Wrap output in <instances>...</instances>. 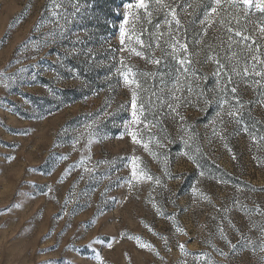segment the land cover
I'll return each instance as SVG.
<instances>
[{
	"label": "rangeland",
	"instance_id": "374dc122",
	"mask_svg": "<svg viewBox=\"0 0 264 264\" xmlns=\"http://www.w3.org/2000/svg\"><path fill=\"white\" fill-rule=\"evenodd\" d=\"M257 2L0 0V264H264Z\"/></svg>",
	"mask_w": 264,
	"mask_h": 264
},
{
	"label": "snow or ice",
	"instance_id": "6c2138e0",
	"mask_svg": "<svg viewBox=\"0 0 264 264\" xmlns=\"http://www.w3.org/2000/svg\"><path fill=\"white\" fill-rule=\"evenodd\" d=\"M157 2H159V0H157ZM242 2H243L244 5H252L254 0H242ZM216 3L219 5L220 4V0H216ZM255 6L257 8H259L262 12H264V0H258V2L255 4ZM128 7H129V9H132L133 7H135L136 9H144L146 7L145 0H137V3L135 5L129 4ZM211 12L212 13H216L217 12V8L213 7L211 9ZM173 15H174V12H173ZM176 23L178 25L179 21L177 20ZM124 24L125 25L128 24L127 15L125 16ZM261 30L264 31V29H261ZM236 35H241V33L237 32ZM124 38H125V30H124L123 27H121V30H120V41H121L122 45L124 44ZM174 39H175V37H174ZM140 43H143V42L140 41ZM177 43H179V41H177ZM182 48L186 51L187 50V45H183ZM136 55H140V53L137 52ZM152 62L153 63H157V64L159 63L158 60H154ZM179 63L181 65H184L185 63H187V61L181 59L179 61ZM221 67H223V66L221 65ZM184 71L187 72L188 69L185 68ZM124 78H125V82L126 83H131V81L128 80V76L127 75H125ZM232 91L235 92L236 89L232 88ZM132 108H133V112H132L133 122H136V121H138V116H137V105H136V94H135V92H133V96H132ZM229 115H231V113H229ZM132 139L134 141L136 140V135L134 133L132 134ZM145 147L147 148V145H145Z\"/></svg>",
	"mask_w": 264,
	"mask_h": 264
}]
</instances>
